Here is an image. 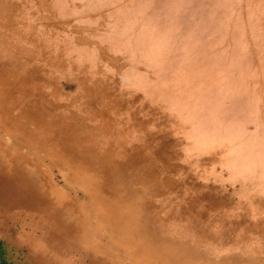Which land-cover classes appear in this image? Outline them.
Here are the masks:
<instances>
[{"label":"rangeland","instance_id":"1","mask_svg":"<svg viewBox=\"0 0 264 264\" xmlns=\"http://www.w3.org/2000/svg\"><path fill=\"white\" fill-rule=\"evenodd\" d=\"M0 194V264H264V0H0Z\"/></svg>","mask_w":264,"mask_h":264},{"label":"bare ground","instance_id":"2","mask_svg":"<svg viewBox=\"0 0 264 264\" xmlns=\"http://www.w3.org/2000/svg\"><path fill=\"white\" fill-rule=\"evenodd\" d=\"M99 157V156H98ZM2 160V159H1ZM65 162V161H64ZM63 164V163H62ZM69 164V163H68ZM23 165V164H22ZM38 165V164H37ZM72 165V164H71ZM19 166V165H18ZM67 166V165H66ZM26 168H27V166H25ZM39 167H41V165L39 166ZM6 168V167H5ZM25 168V169H26ZM63 168V167H62ZM40 169V168H39ZM27 170V169H26ZM41 170V169H40ZM2 171V170H1ZM20 171V170H19ZM30 172H31V170H29ZM32 171H34V170H32ZM69 171V170H68ZM81 172H82V170H80ZM16 172V171H15ZM18 172V171H17ZM21 172V171H20ZM25 172V171H24ZM35 172V171H34ZM70 172V171H69ZM105 172H106V170H105ZM105 172H103V173H105ZM73 173V172H72ZM107 173V172H106ZM25 174V173H24ZM32 174V173H31ZM91 174V173H90ZM109 174V173H108ZM19 175H21L20 173H19ZM105 175V174H104ZM36 176V175H35ZM34 176V177H35ZM92 176V175H91ZM94 176V175H93ZM31 177V176H30ZM18 178V177H17ZM32 178V177H31ZM35 178H37V177H35ZM19 179V178H18ZM27 179V178H26ZM30 179V178H29ZM34 179V178H33ZM38 179V178H37ZM37 181H39V180H37ZM36 181V182H37ZM16 183V182H15ZM21 184H22V182H21ZM26 184V183H25ZM24 184V185H25ZM36 184V183H35ZM92 184V183H91ZM96 184V183H95ZM40 185V184H39ZM90 185V184H89ZM28 186V185H27ZM41 186V185H40ZM91 186V185H90ZM98 186V185H97ZM20 187V186H19ZM29 187V186H28ZM93 187H95V186H93ZM40 188V187H39ZM25 191H27V190H25ZM31 191V190H30ZM4 192V191H3ZM34 192V191H33ZM30 193V192H29ZM53 193V192H52ZM49 194V193H48ZM0 195H2V194H0ZM68 195V194H67ZM49 196V195H48ZM57 197V196H56ZM56 197H55V199H56ZM33 198V197H32ZM54 198V197H53ZM36 200V199H35ZM50 200V199H49ZM63 200V199H62ZM8 201V200H7ZM51 201H53V200H51ZM55 201H57V200H55ZM59 201H61V199L59 200ZM64 201H66V199H64ZM68 201V200H67ZM41 202V201H40ZM6 203V202H5ZM59 203V202H58ZM21 205V204H20ZM58 205V204H57ZM33 206V205H32ZM35 206V205H34ZM59 206V205H58ZM19 207V206H18ZM17 207V208H18ZM51 207V206H50ZM57 208V207H56ZM59 208V207H58ZM50 209V208H49ZM21 211V210H20ZM18 212H19V210H18ZM23 212V211H22ZM30 212V211H29ZM38 212V211H37ZM16 213V212H15ZM24 213V212H23ZM62 213H64L63 211H62ZM12 214V213H11ZM30 214V213H29ZM49 214V213H48ZM9 215V214H8ZM28 215V214H27ZM33 215V214H32ZM54 215H55V213H54ZM39 216V215H38ZM40 216H42V215H40ZM55 216H57V215H55ZM33 217H35V216H33ZM43 217V216H42ZM58 217V216H57ZM63 217V216H62ZM32 218V217H31ZM39 219V218H38ZM45 219V218H44ZM59 219V218H58ZM97 219V218H96ZM34 220H35V218H34ZM100 220V219H99ZM156 220V219H155ZM16 221V220H15ZM32 221V220H31ZM39 221V220H38ZM45 221V220H44ZM106 221H108V220H106ZM40 222V221H39ZM43 223V222H42ZM45 223V222H44ZM159 223V222H158ZM46 224H47V222H46ZM105 224V223H104ZM107 224V223H106ZM21 225H22V223H21ZM62 225V224H61ZM109 226H111L112 227V225H110V224H108ZM63 226V225H62ZM10 227V226H9ZM27 228V227H26ZM33 228V227H32ZM115 228V227H114ZM0 229H1V226H0ZM41 229V228H40ZM47 229H49V228H47ZM112 229V228H111ZM160 229V228H159ZM25 230V229H24ZM30 230V229H29ZM56 231H58V230H56ZM113 231V230H112ZM164 231V230H163ZM38 232V231H37ZM36 232V233H37ZM48 232V231H47ZM62 232V231H61ZM38 233H40V232H38ZM42 233V232H41ZM124 233V232H123ZM126 233V232H125ZM124 233V234H125ZM15 234V233H14ZM30 234V233H29ZM61 234V233H60ZM112 235V234H111ZM40 236V235H39ZM126 236V235H125ZM124 236V237H125ZM165 236V235H164ZM38 237V236H37ZM114 237V236H113ZM111 238V237H110ZM110 238H108V239H110ZM119 238V237H118ZM123 238V237H122ZM168 238V237H167ZM45 242V241H44ZM109 243V242H108ZM122 244V243H121ZM128 244V243H127ZM129 245V244H128ZM130 246V245H129ZM128 246V247H129ZM216 247V246H215ZM220 247V246H219ZM59 248V247H58ZM141 248V247H140ZM207 249V248H206ZM212 250V249H211ZM69 252V251H68ZM79 252V251H78ZM130 252H133V250L131 251L130 250ZM55 253H57V252H55ZM76 253V252H75ZM213 253V252H212ZM216 253V252H215ZM126 254V253H125ZM134 254V253H133ZM203 254V253H202ZM28 256V255H27ZM103 256V255H102ZM213 256V255H212ZM86 258V257H85ZM201 258V257H200ZM204 258V257H203ZM133 260V259H132ZM203 261H205V260H203ZM215 261V260H214ZM221 261V260H220ZM108 262V261H107ZM139 264V263H138Z\"/></svg>","mask_w":264,"mask_h":264}]
</instances>
